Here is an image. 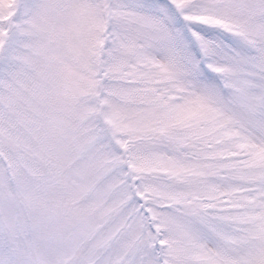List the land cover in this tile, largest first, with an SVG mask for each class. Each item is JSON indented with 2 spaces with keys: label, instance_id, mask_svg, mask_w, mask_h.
Returning a JSON list of instances; mask_svg holds the SVG:
<instances>
[{
  "label": "snow or ice",
  "instance_id": "6c2138e0",
  "mask_svg": "<svg viewBox=\"0 0 264 264\" xmlns=\"http://www.w3.org/2000/svg\"><path fill=\"white\" fill-rule=\"evenodd\" d=\"M0 264H264V0H0Z\"/></svg>",
  "mask_w": 264,
  "mask_h": 264
}]
</instances>
